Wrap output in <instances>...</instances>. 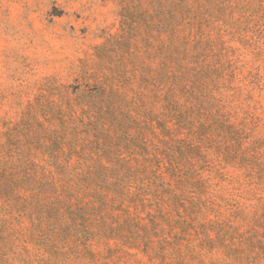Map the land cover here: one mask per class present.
Masks as SVG:
<instances>
[{"label": "rangeland", "instance_id": "rangeland-1", "mask_svg": "<svg viewBox=\"0 0 264 264\" xmlns=\"http://www.w3.org/2000/svg\"><path fill=\"white\" fill-rule=\"evenodd\" d=\"M1 170L118 189L0 188V264H264V0H0Z\"/></svg>", "mask_w": 264, "mask_h": 264}, {"label": "trees", "instance_id": "trees-1", "mask_svg": "<svg viewBox=\"0 0 264 264\" xmlns=\"http://www.w3.org/2000/svg\"><path fill=\"white\" fill-rule=\"evenodd\" d=\"M183 45H176V49L180 51L183 49ZM102 89V88H101ZM101 89L98 91L101 93ZM98 90V89H96ZM97 93V91H95ZM114 173H107L106 171H91L89 173L82 174L80 180H77L72 172H61V171H52L48 173H25L22 176H15L14 174H9L8 172L1 170L0 172V188H2L3 194L6 198L12 196L14 190L24 187L27 183L38 184V191L35 192L34 201L44 203L46 197L52 192L58 190V181L61 182L63 189H66L70 192V186H84L91 188L93 195L102 203L108 201L110 191L117 192V187L114 186L115 183L109 182V177L113 176ZM40 176V179L38 178ZM163 177L161 174L156 176L157 179ZM157 181V180H156ZM80 183V184H79ZM30 186V185H28ZM114 186V187H113ZM11 189V190H10ZM10 190V191H9ZM110 200V197H109Z\"/></svg>", "mask_w": 264, "mask_h": 264}]
</instances>
